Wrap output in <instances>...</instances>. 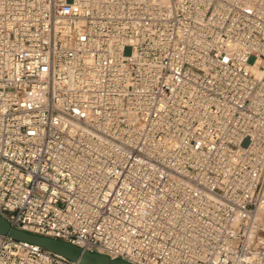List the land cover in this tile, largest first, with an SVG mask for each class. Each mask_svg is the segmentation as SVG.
I'll return each mask as SVG.
<instances>
[{
	"label": "built area",
	"instance_id": "1",
	"mask_svg": "<svg viewBox=\"0 0 264 264\" xmlns=\"http://www.w3.org/2000/svg\"><path fill=\"white\" fill-rule=\"evenodd\" d=\"M0 214L133 264H264V0H0ZM0 264H81L0 234Z\"/></svg>",
	"mask_w": 264,
	"mask_h": 264
},
{
	"label": "water",
	"instance_id": "2",
	"mask_svg": "<svg viewBox=\"0 0 264 264\" xmlns=\"http://www.w3.org/2000/svg\"><path fill=\"white\" fill-rule=\"evenodd\" d=\"M0 234H8L15 239L38 244L70 260L79 261L81 264H133L126 259L120 257L113 258L108 254L92 251L72 242L20 229L13 226L1 214Z\"/></svg>",
	"mask_w": 264,
	"mask_h": 264
}]
</instances>
